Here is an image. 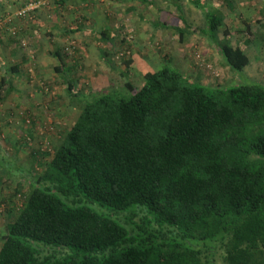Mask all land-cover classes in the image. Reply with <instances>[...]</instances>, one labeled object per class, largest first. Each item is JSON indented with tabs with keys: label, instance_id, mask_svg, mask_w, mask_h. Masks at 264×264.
<instances>
[{
	"label": "trees",
	"instance_id": "obj_1",
	"mask_svg": "<svg viewBox=\"0 0 264 264\" xmlns=\"http://www.w3.org/2000/svg\"><path fill=\"white\" fill-rule=\"evenodd\" d=\"M222 18L207 13L201 33L214 41ZM111 33L101 53L115 68ZM250 43L210 44L237 75ZM54 56L59 85L82 108L53 154L33 153L30 169L9 176L24 197L0 236V264H264L263 86H205L166 65L139 86L89 91L73 79L80 65ZM14 91L1 77L0 105Z\"/></svg>",
	"mask_w": 264,
	"mask_h": 264
},
{
	"label": "rangeland",
	"instance_id": "obj_2",
	"mask_svg": "<svg viewBox=\"0 0 264 264\" xmlns=\"http://www.w3.org/2000/svg\"><path fill=\"white\" fill-rule=\"evenodd\" d=\"M33 1L36 0H0V50H7L10 44H13L11 42L13 39L12 34L17 29L23 28L26 31L25 36H22L23 32L20 29L18 36L15 38L17 42H14V46L17 45L16 48H20L21 51L18 55L19 58L14 60L4 53L1 54L4 56L2 59L8 68L13 66V62L19 61L21 55L32 62L33 60L37 61L32 56L31 43L34 40H41V38L36 39L35 36H32V32L35 31L34 20L22 21L16 16L25 3ZM46 1L48 6L38 12L35 17L37 15L38 18L40 15L51 16L53 14L54 0ZM71 1L73 2V0ZM102 1L107 4V0ZM78 2L81 3L82 0H78ZM232 8L236 10L235 7ZM122 9L120 14L123 16ZM79 11L78 8L77 12ZM184 11H186L185 8ZM153 12L152 16H156V9ZM124 16L128 20L123 17L121 21L119 20L121 25L124 26V30L117 38L120 49L113 53V61L116 67L110 65L107 60L100 59L97 51L93 52L88 60L94 61V64L88 65L87 63L86 68H81L73 78L75 81L78 80L76 84L79 88L89 91L121 90L128 79L139 86L144 73L149 70L157 71L166 65H171L174 69L180 70L186 77L205 86L214 87L219 85L230 88L245 83H253L264 87V70L255 77L254 74L257 73V69L253 64L255 60L258 64L264 62L263 31L257 34L255 32L245 34L244 32L243 37L238 32L231 30V33H229L231 37L225 40L223 30L226 25L229 27V22L231 29H233V26L243 27V25L237 21V18L234 20V17H231L232 20L229 22L224 21L222 18L224 26L218 32H214V41L210 37L191 38V36H187L184 44L174 43L173 47L172 41H169V44L156 42V39L149 42L148 36L137 33L134 28L135 23L126 15ZM215 19L220 20V18ZM122 21L124 22L122 23ZM249 25L253 31L261 27L256 20L249 21ZM261 29L263 28L261 27ZM21 40L27 41L28 46L26 49L21 48ZM246 41L251 42L246 52L253 62L247 70L237 73V75L227 69L217 51V47L214 46V50L211 47L212 44H210L216 42L220 45L230 43L233 46H244ZM69 42L68 50L65 49V52L64 50L63 52L66 53L68 59H71V57L73 59L76 56L79 43L74 39ZM121 42H123L122 45ZM123 51H129L133 61L131 75L127 74V76L123 75L126 74L127 67L122 63V60L117 61V58L115 59ZM161 51H168L165 52L168 54ZM163 55L170 56L173 62L171 64L164 60L162 62ZM54 68V65H28L27 78L31 83V90L29 84H26V86L30 90L29 95L23 92L25 89L23 87L26 86H20L21 78L17 79L14 85L17 88L18 95L15 93L12 98L0 105V154L4 160L10 163L9 165L0 164V236L5 233L6 227L14 221L17 208L20 207L19 205L24 197L22 193H19L21 196L14 194L18 189V181L15 179L8 181L9 176H18L19 174L14 173V171L21 168L30 169V157L33 153H37L36 156L40 155V152L53 154L77 121L82 108L81 105L69 97L65 87L59 85V76L54 72ZM1 77L2 73L0 79ZM24 78L26 80V77ZM32 124L34 125L32 126ZM23 192H27V190H23ZM10 199H13V202Z\"/></svg>",
	"mask_w": 264,
	"mask_h": 264
},
{
	"label": "crops",
	"instance_id": "obj_3",
	"mask_svg": "<svg viewBox=\"0 0 264 264\" xmlns=\"http://www.w3.org/2000/svg\"><path fill=\"white\" fill-rule=\"evenodd\" d=\"M202 1L205 9L196 7L192 0H107V4L103 1L101 2V0H82L81 3H79L78 0H73V2L71 0H54L55 6L52 11L53 14H50L51 16L40 15L37 18V15L34 19L30 20H34L33 26L35 31L34 33L32 32V36H35L36 39L39 37L41 38V40H34L31 43L32 56L37 61L33 60L32 62L30 59L21 55L19 61L13 62V66L8 68L2 59L4 56L1 54L4 53L7 57H11L15 60L19 58L18 55H20L19 53L21 52L20 48H16L17 45L14 46L16 39H12L11 42L13 44H10L7 50H0V63L3 66L0 74L2 73V77H8L12 85L16 84L17 79L20 78V86H26V84L30 85L31 83L27 78L28 65H54L57 67L59 62L54 56V53L63 50L65 52V49L68 50L69 41L73 39L78 41L79 48L76 50V56L74 55L75 57L73 59L72 57L71 59H67V65L72 67L75 62L79 64L81 68H86L85 65H87V63L88 65H93L94 61L88 60V57L92 55L93 52L97 51L100 59H104L101 53V49L104 48L101 37H103L102 33L106 32L107 29H111V37L117 40V42H114V47H109V51L115 53L120 49L117 38H119L120 33L124 30V26H122L120 22L122 17H125L124 15L135 23L134 28L137 33L148 36L149 42L152 39H156V42L160 41L162 44H167L169 41H172L173 47L174 43L184 44L187 36H191V38H206V36L201 34V31H203V29L206 30L207 13L211 11L220 12L225 19L224 21L229 22L232 20L231 17H234V20L237 18V21L243 25V27L233 26V29H231L229 22V27L226 25L223 30V37H225V31L231 33V30L238 32L243 37L250 32H255L257 34L263 31L264 34V0ZM232 7H235L236 10ZM78 8L80 10L79 12H77ZM184 8L186 11H184ZM121 9L124 12L123 16L120 14ZM154 9H156V16H152ZM124 19L128 20L126 18ZM251 20H256L263 29H261V27L255 29V31H253L252 28L248 29L244 21L249 23ZM123 22L124 21H122V23ZM20 29L23 32L22 36H25L26 31L23 28ZM179 30L184 32L183 40L179 34ZM28 34L29 32L27 35ZM228 37H231V34ZM122 43L123 42L120 44L122 45ZM252 62L253 60L245 70L252 65ZM254 62L253 64H255V68L257 69V73L254 74L256 77L259 72L262 73L264 70V62L261 63L263 65L258 64L256 60ZM13 67H17L19 72L12 71ZM39 68L41 69V67ZM227 69L229 68L227 67ZM24 77H26V80ZM29 87L31 90V85ZM23 88H25L23 92L29 95L30 90L27 86ZM15 93L18 95L17 88H15L10 98H12ZM33 122H35V120H33Z\"/></svg>",
	"mask_w": 264,
	"mask_h": 264
},
{
	"label": "built area",
	"instance_id": "obj_4",
	"mask_svg": "<svg viewBox=\"0 0 264 264\" xmlns=\"http://www.w3.org/2000/svg\"><path fill=\"white\" fill-rule=\"evenodd\" d=\"M48 6L47 1L46 0H36L33 2H30L28 5L24 6L23 8H21L18 12H17V17L18 19L21 20H27L30 21L32 20L35 15L44 10L46 7ZM13 37L17 36V32H13ZM28 46V43L26 40H21V47L23 49H26ZM127 55H129V53H127ZM123 54H120L117 57V61L120 59H122Z\"/></svg>",
	"mask_w": 264,
	"mask_h": 264
}]
</instances>
